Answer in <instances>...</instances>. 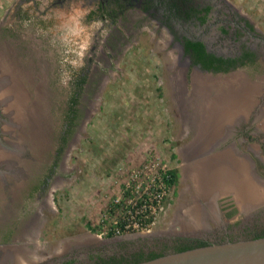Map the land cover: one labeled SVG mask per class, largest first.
Masks as SVG:
<instances>
[{
  "label": "rangeland",
  "instance_id": "374dc122",
  "mask_svg": "<svg viewBox=\"0 0 264 264\" xmlns=\"http://www.w3.org/2000/svg\"><path fill=\"white\" fill-rule=\"evenodd\" d=\"M221 3L226 7L231 4L236 9V15L245 16L252 21L256 26L255 32L264 33V0H221ZM2 10L3 8L0 9V18L4 16L0 21L2 20V27L6 29L7 12L3 14ZM139 21L132 22L125 16L119 28L110 32L106 41L108 46L104 45L105 52L98 49L101 60H94V72L82 101V106L86 107L81 110L82 125L67 156L72 177L65 182L59 180L55 188L59 211H54L60 215L61 226L69 222L75 224L77 245L91 238V249H102L105 255L124 252L122 256L115 258L118 260L122 257L130 259L136 252H165L173 247L171 239L174 237L185 236L184 238L194 240L204 236L208 238L211 233L213 237L215 232L220 236L227 230L230 235L238 237L236 240H240L249 239L251 233H264V208L261 211L259 208L262 206H258L257 212L250 213L251 206H243L239 201L241 206L237 204L238 208L231 212L232 204H228L229 201H219L220 212L212 215V219L205 215L207 210H203V205L206 201L201 199L208 197L199 189L198 178L203 173L208 174L210 170L201 171L197 167L199 163L202 166L209 156H204V159L197 157V152L193 149L194 154L186 159V164H182L179 147L190 141L192 136L194 142L198 140L199 122L196 117L200 116L199 104L210 103L205 113L208 115L207 119L210 117L212 120L214 114L210 110L215 107L212 101H218L214 100L212 94L201 95L196 90H186L185 69L180 68L181 72L175 69L178 65V52L173 49L166 55L167 58L162 57L164 51L161 49L166 45L164 38L156 42L157 30L147 24L144 25L146 28L139 29L143 26L142 20ZM2 34H7V37L15 41L20 38L13 30H3ZM60 40L55 46L46 41L39 46L36 41L39 50L44 52V56L40 55L45 58L44 67L37 60L28 61V64L24 63L26 71L14 76L10 70L13 63L5 60L7 66H10L6 75H0V100L4 113L0 178L5 182V187L7 183L13 182L12 179L18 183L28 177L26 173L30 172L29 176L32 173L31 170L27 171L28 162L33 164L36 158L29 147L39 144L38 139H43L39 128L41 121L37 116L39 102H46L45 106L47 105L48 113L52 116V127L55 128L59 122L57 116L61 111L60 105L66 97L69 66L76 72H81L86 65V61L67 56L68 52L64 50ZM22 47L20 44L17 46L19 50ZM68 47L69 45L66 46L67 50ZM76 49H79L78 45ZM18 53L22 54L21 51ZM167 60L170 62L167 63ZM101 72L105 74L100 81L96 76ZM175 72L178 74H174ZM215 84L217 83L211 81L210 85ZM42 117L44 118L43 112ZM206 122L208 120L203 121L205 124L202 128L211 129L210 122L208 125ZM261 138L260 132L254 131L251 141L256 144V149L261 145L264 147ZM242 143L246 146V143ZM175 153L176 158L172 156ZM152 155L160 156L168 167L182 173L177 184L170 187L159 220L150 231L120 234L147 233L142 240L138 236H128L119 240L113 238L96 242L95 238L120 236L111 230L114 225L113 213H110L113 200L123 196L129 171ZM65 174L69 175L68 172ZM225 193L218 192L216 188L212 199ZM0 197H7L6 190L2 191L0 188ZM207 204L212 205L209 201ZM89 225L95 227L96 231L91 230ZM109 232L115 235L109 236ZM61 236L63 235L60 238ZM30 239L36 240L33 237ZM60 240L59 244L62 245L63 239ZM170 252L173 251L166 253ZM38 253L29 252L26 255L27 262L31 263ZM42 256L39 259H43ZM109 261L110 259L105 260L103 264Z\"/></svg>",
  "mask_w": 264,
  "mask_h": 264
},
{
  "label": "flooded vegetation",
  "instance_id": "af4514ba",
  "mask_svg": "<svg viewBox=\"0 0 264 264\" xmlns=\"http://www.w3.org/2000/svg\"><path fill=\"white\" fill-rule=\"evenodd\" d=\"M1 8H3V14L7 12L6 26L9 29L2 27L1 20L0 75L8 73L7 68L10 66H7L5 60L13 63L10 70L14 76L19 75L18 72L23 74L26 71L24 63L28 64L26 63L28 61L37 60L44 67L45 58L40 56H44V52L39 50V46L45 41L55 46L60 39H62L60 41L64 50L68 52L67 56L86 61V65L81 72H76L72 66H69L66 97L60 105L61 111L57 116L59 122L55 128L52 127V116L48 113L46 102H39L40 110L38 106L39 112L36 114L41 121L39 128L42 130L40 135L43 139L42 141L38 139L39 144L36 142L37 144L29 147L36 158L33 164L28 162L27 171H32L30 176V172L26 173L28 177L25 175L27 178L18 183L12 179L13 182L7 183V187L0 178V188L7 192L6 198L0 197V264H75L78 262L103 264L105 260L115 259L124 253L105 255L102 249H91L93 243L91 238L77 245L75 224L71 222L63 226L60 224V215L56 213L59 208L55 188L59 180L65 182L72 177L67 156L82 125L81 110L86 108L82 106V101L94 72V60L100 58L98 49L102 51L105 49L104 45L108 46L106 41L110 32L119 28L125 16L132 22L142 20L143 26L139 29L146 28L144 25L147 24L157 30L156 42L163 38L166 42L161 49L164 51L162 57H166L173 49L178 52V65L175 69L177 68L178 72H181L180 68L185 69L186 90H196V93L201 95L212 94L215 97L214 100L217 99L219 103H215L216 107L217 104L221 105L216 110L214 107V112L212 109L213 121L210 117L207 119L208 115L205 113L210 103L199 104L200 116L196 117V121L199 122L197 130L201 134L198 135L203 137L204 120L211 121V125L217 124L213 134L218 136V133H221V138L227 137V140L220 144L214 153L232 146L234 164H244V168H250L251 175L255 177L253 180H258V183L264 187V147L261 145L256 149L254 146L256 144L251 141L254 138V131H258L264 142V33L255 32L256 26L252 21L247 20L245 16L236 15V9L231 4L226 7L222 5L221 0H1ZM3 16H1L2 19ZM126 23L129 24V21ZM3 30L10 32L13 30L20 38L15 41L7 37V34L3 36ZM189 42L203 45L202 50L207 54L204 60L201 59V53L197 52ZM19 44L23 46L22 50L17 48ZM67 45H69L68 50ZM36 49L37 52H35ZM104 55L108 57L107 54ZM205 60L207 64L204 63ZM168 62L170 60H167ZM42 70L45 72L43 68ZM101 73L96 76L100 81L105 74ZM211 81L217 84L210 85ZM181 83L183 85V82ZM236 96H239V99ZM224 98H229L228 103H224ZM212 102L214 104V101ZM187 112L193 114L190 111ZM208 122H206L207 125ZM209 129L206 128V131ZM235 139H238V142ZM192 142L193 136L190 141L179 147L182 164H186V159H190L195 152H192L194 147ZM242 142L246 143V146ZM201 158L204 159L202 156ZM205 159L202 166L199 163L197 168L203 171L207 166L211 167L209 170H212L210 162H206L212 158ZM204 164L206 166H203ZM188 166L191 167L189 164ZM242 170L238 168L239 172H245ZM66 172L69 173L68 176ZM198 184L201 190L203 184L200 182V177ZM224 184L225 189L221 192L229 191L234 187L239 190V186L244 182L235 183L228 180ZM237 192L239 196H242L239 191ZM221 198L223 199L220 200ZM201 201L212 203L211 206L206 205V202L203 205V210H207L205 215L210 219L212 215L220 212L219 201H229L228 204H232L231 212L238 208L237 199L231 195H220L213 199L202 197ZM261 201L264 202V198L254 202L253 206L250 205L252 207L249 212L250 210V213L257 212L259 208L261 211L264 208ZM258 206L262 207L258 208ZM226 215L227 213L224 216ZM213 234V237L211 233L208 238L204 236L194 240L189 239L190 244L192 241V244L200 243V241L211 244L238 239L230 235L227 230L220 236L217 232ZM60 235H63L62 238ZM146 235L147 233L137 232L94 240L105 242L108 239L119 240L128 236H138L142 240ZM249 235L250 238L256 236L254 233ZM184 237H180L179 240L189 243ZM60 239H63L62 245L59 244ZM176 239L178 238L171 239L173 247L167 251L176 249L174 241ZM39 250L40 253H38ZM29 252L38 253L35 255V261L31 263L27 262L26 255ZM41 256L43 259H39Z\"/></svg>",
  "mask_w": 264,
  "mask_h": 264
},
{
  "label": "built area",
  "instance_id": "2783aa9c",
  "mask_svg": "<svg viewBox=\"0 0 264 264\" xmlns=\"http://www.w3.org/2000/svg\"><path fill=\"white\" fill-rule=\"evenodd\" d=\"M169 168L160 156L152 155L129 171L123 196L114 199L110 209L114 233L151 230L170 190L165 179Z\"/></svg>",
  "mask_w": 264,
  "mask_h": 264
},
{
  "label": "water",
  "instance_id": "95a60500",
  "mask_svg": "<svg viewBox=\"0 0 264 264\" xmlns=\"http://www.w3.org/2000/svg\"><path fill=\"white\" fill-rule=\"evenodd\" d=\"M11 78L14 79V77ZM2 108L3 103L0 100V143L4 125ZM197 155L203 156L204 154L198 152ZM133 264H264V236L215 242L183 251L166 253Z\"/></svg>",
  "mask_w": 264,
  "mask_h": 264
},
{
  "label": "crops",
  "instance_id": "0c3cea01",
  "mask_svg": "<svg viewBox=\"0 0 264 264\" xmlns=\"http://www.w3.org/2000/svg\"><path fill=\"white\" fill-rule=\"evenodd\" d=\"M237 95H238V93H237ZM224 100H226L224 103H228L229 98H224ZM215 103H217V102H214L213 105L216 108V104ZM220 105L217 104V107H219ZM224 106L226 107V105H224ZM212 109L210 111H212ZM228 115H229V113H228ZM211 121H213V119ZM212 125H213V123H212ZM214 125H216V124H214ZM206 128H208V127H206ZM206 128H202V130H203V133H202L203 134V137L202 138L203 139L201 138V136L198 135V134H201V132L198 131V133H197L198 140L196 142L193 141L194 142L193 149H195L194 151H196L197 153L200 152V153L204 154L202 157H204V156H209V157L211 156L212 157V159H209V160L206 161L207 163L210 162L209 164H211V166L213 168V170H210L209 173L211 172L212 174H214L213 171L214 170L215 171L216 170H219L218 167H221L222 169H225V166H226V168H227L226 170H221V171H223V173H225L224 171H229L231 167L236 166V164L234 165V160L232 159V157H233L232 156V154H233V147L232 146H228V147H225V148H223L221 150L216 151L217 153H214V151L217 150L220 147V144H222L223 142H225L227 140V137H222L221 138V136H220L221 133H218V136H215V134H213L214 129H215V126L211 130L209 129L210 131L208 130L209 133H208V131H206ZM207 133H208L209 136L207 135ZM206 135L208 137H206V139H204ZM212 153H213V155H212ZM179 154H180V150H179ZM197 156L199 157L201 155H197ZM237 166H238V168L240 167V169L245 170V172H242L241 173L237 169V173L240 174V176L238 175V183L241 182V181H243L244 182L243 186H246L245 188L250 189L251 193L255 196V198L254 199H248L249 201L250 200L252 201V202H250L251 204H249V206L250 205H254V202L259 201V200H261V199L264 198V187L262 186V184L258 183L259 182L258 180H255V179L253 180V178H255V177H253L251 175V173H250V170L251 169L250 168L249 169L246 168V167L244 168L243 167L244 164L237 165ZM214 167H216V169ZM230 171L232 173V170H230ZM205 172H207V171H205ZM241 186L242 185H240V187ZM235 188L236 187H234L233 189H231L229 191H225L226 193L225 194H222V195H224V196L225 195L226 196L227 195L233 196L235 199H237V201H236L237 204H239L241 206V204L242 205L244 204L242 201H247V200H245V196H239L237 194L238 193L237 192L238 190L235 189ZM262 188H263V190H262ZM239 201L241 202V204H240Z\"/></svg>",
  "mask_w": 264,
  "mask_h": 264
},
{
  "label": "trees",
  "instance_id": "16d2710c",
  "mask_svg": "<svg viewBox=\"0 0 264 264\" xmlns=\"http://www.w3.org/2000/svg\"><path fill=\"white\" fill-rule=\"evenodd\" d=\"M190 45H193L195 50L199 53H201V59L204 60V57L207 56V54L205 53V51H203V45L201 43H191L189 42ZM222 62H224L223 59H221ZM207 64V60H205V62ZM174 158L177 157L176 153L172 155ZM179 171L178 169L175 168H169L168 171L165 173V179L167 181V184L169 186V188L173 185H176L179 179ZM91 230L96 231V228L89 225ZM109 236H113L115 235L113 232H109ZM264 236V233L261 234H256L255 237L253 238H257V237H261ZM180 238L174 240L176 243V249L173 250V252H177V251H183V250H187L193 247H197V246H202V245H207L210 243L204 242V241H200V243L197 244H190L189 239H187L189 243H183L181 240H179ZM166 254V252H151V253H145V252H136L134 253L130 259L126 258V257H122L120 260L118 259H111L107 264H133V263H137V262H141V261H145L148 259H152L161 255ZM122 262V263H120Z\"/></svg>",
  "mask_w": 264,
  "mask_h": 264
},
{
  "label": "bare ground",
  "instance_id": "6f19581e",
  "mask_svg": "<svg viewBox=\"0 0 264 264\" xmlns=\"http://www.w3.org/2000/svg\"><path fill=\"white\" fill-rule=\"evenodd\" d=\"M7 93H8V91H7ZM223 101H226V100H223ZM237 102H239V100ZM215 110H216V108H215ZM213 111H214V109H213ZM204 168L206 169L208 167L206 166ZM210 168H208V169H210ZM214 168L216 169V167H214ZM218 168H219V170H216V171L214 170L215 171L214 174H212L210 172L211 174L210 173L202 174L200 176V182H201V184H203V186H201V190L205 194V196L208 197V198L212 197V195H213V193H214L216 188H217L218 192L224 190L225 189V184L224 183L227 182L228 180L229 181L232 180L235 183H238V175L240 176V174L237 173V169H238L237 165L230 168V170H232V173H231L230 170L229 171H224L225 173H223V171H221V170H226L227 169L226 166H225V169H222L221 167H218ZM212 170H213V168H212ZM223 181H224V183H223ZM245 187L246 186H243V185L241 187L239 186V190H238L239 194H242V196H245L246 200L255 198V196L251 193L250 189L245 188ZM242 202L244 203L243 204L244 206H249V204H251L250 202H252V201L250 200V201H242Z\"/></svg>",
  "mask_w": 264,
  "mask_h": 264
}]
</instances>
